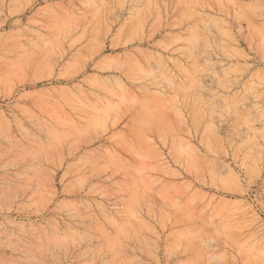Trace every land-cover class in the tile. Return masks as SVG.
<instances>
[{"label": "rangeland", "instance_id": "obj_1", "mask_svg": "<svg viewBox=\"0 0 264 264\" xmlns=\"http://www.w3.org/2000/svg\"><path fill=\"white\" fill-rule=\"evenodd\" d=\"M0 264H264V0H0Z\"/></svg>", "mask_w": 264, "mask_h": 264}, {"label": "bare ground", "instance_id": "obj_2", "mask_svg": "<svg viewBox=\"0 0 264 264\" xmlns=\"http://www.w3.org/2000/svg\"><path fill=\"white\" fill-rule=\"evenodd\" d=\"M195 33H197V32H195ZM195 33H194V34H195ZM191 35H193V34H191ZM192 37H194V35H193ZM192 37H191L190 39H191V40H192V42L194 43V41H193V38H192ZM196 38H198V36H197ZM190 39H188L187 41H189ZM192 42H191V44H190V45H192ZM189 43H190V42H189ZM200 84H201V83H200ZM193 123H194V122H193ZM178 151H179V150H178ZM188 158L190 159V157H189V156H188ZM191 161H192V160H191ZM195 171H196V170H195Z\"/></svg>", "mask_w": 264, "mask_h": 264}]
</instances>
